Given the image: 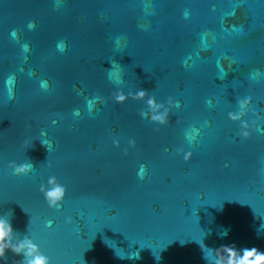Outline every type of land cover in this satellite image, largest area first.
<instances>
[{"label": "water", "instance_id": "1", "mask_svg": "<svg viewBox=\"0 0 264 264\" xmlns=\"http://www.w3.org/2000/svg\"><path fill=\"white\" fill-rule=\"evenodd\" d=\"M117 85L181 106L154 125L141 102H112ZM246 94L264 113L262 0H0V216L55 264H207L201 240L264 251V135L241 140L226 119ZM49 175L67 188L55 211L37 190Z\"/></svg>", "mask_w": 264, "mask_h": 264}, {"label": "clouds", "instance_id": "2", "mask_svg": "<svg viewBox=\"0 0 264 264\" xmlns=\"http://www.w3.org/2000/svg\"><path fill=\"white\" fill-rule=\"evenodd\" d=\"M264 2V0H262ZM187 18L188 13H184ZM35 27L34 22H29L28 28ZM15 36V30L11 33ZM120 38L117 37L116 43L119 44ZM28 45H22L24 51H28ZM67 45L61 41L58 42L56 48L58 51L63 52ZM256 75H259V70H256ZM224 75H227L225 71ZM249 77L254 79L255 76L250 73ZM220 78V77H218ZM15 77L10 76L4 80V86L14 82ZM40 87L46 89L48 87L47 80L40 81ZM11 91V90H9ZM94 100L103 102L102 97L97 94H93ZM110 99L115 104H124L128 100L139 101L143 107L139 110L138 115L147 120L149 123L166 126L169 123V116L173 113L174 109L180 108V101L174 99L172 96H168L164 100H158L157 97L151 92H147L142 88H135V90L129 89L127 92L118 85L114 87L110 94ZM93 101L89 100L88 105L91 108ZM206 104H211V101H206ZM79 109L73 110V115L78 116ZM226 119L237 125L236 135L241 140H248L253 133L264 135V113H262L257 107L253 105L252 95H243L235 98V109L229 110L226 113ZM55 123V121H53ZM199 133L198 128H191L190 131L185 132V139L189 144L196 138ZM41 136L46 135L41 131ZM46 144L49 150L50 142L42 141ZM128 146L134 147L135 140L129 139ZM29 144L25 141V146ZM112 145L115 148L120 147L118 139H113ZM167 151V149H165ZM125 154L127 149H124ZM176 155L181 156L184 162H188L193 155L191 148L185 150L184 147H178L176 149ZM45 166L51 168V162L47 160ZM141 172L144 170V165H141ZM7 168L10 169V175L23 177L29 175L35 167L33 163L26 159L17 163L14 160H10L7 163ZM139 175V173H138ZM143 178V177H141ZM38 192L41 194L44 203L47 208L51 210H57L62 207L66 197L67 188L61 183L55 175H49L46 182H41L38 186ZM9 218L0 216V260L5 257V253L10 251L13 254L20 256L21 260L16 264H55L52 258L41 249L40 243L28 232L23 235L22 238L14 239V230L10 222V214H7ZM66 223H71L72 218L66 217ZM52 221H46V226H51ZM222 236L227 235V230L220 233ZM200 249L203 253V259L207 264H264V251H259L256 247L242 248L237 250L234 245H221L216 248H210L204 245L203 240L199 242Z\"/></svg>", "mask_w": 264, "mask_h": 264}]
</instances>
